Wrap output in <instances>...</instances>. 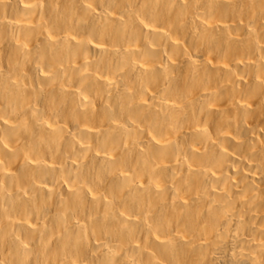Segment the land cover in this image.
Here are the masks:
<instances>
[{
    "label": "bare ground",
    "instance_id": "1",
    "mask_svg": "<svg viewBox=\"0 0 264 264\" xmlns=\"http://www.w3.org/2000/svg\"><path fill=\"white\" fill-rule=\"evenodd\" d=\"M0 264H264V0H0Z\"/></svg>",
    "mask_w": 264,
    "mask_h": 264
}]
</instances>
